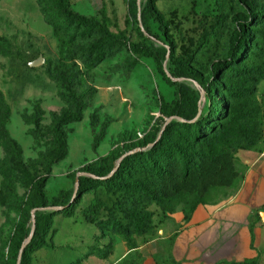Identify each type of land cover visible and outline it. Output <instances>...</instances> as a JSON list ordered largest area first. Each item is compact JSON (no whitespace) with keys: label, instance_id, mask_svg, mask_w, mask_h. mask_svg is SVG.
<instances>
[{"label":"rangeland","instance_id":"rangeland-1","mask_svg":"<svg viewBox=\"0 0 264 264\" xmlns=\"http://www.w3.org/2000/svg\"><path fill=\"white\" fill-rule=\"evenodd\" d=\"M147 1L69 0L75 13L100 22L126 45L108 53L96 67L85 68L75 51L86 46L91 37L76 34L62 21L56 26L48 23L37 0H0V125L20 147L23 165L45 175L53 150L54 118L68 110L61 96V75L75 78L85 102L81 120L63 128L67 156L51 168L45 186L49 204L62 193H70L73 177L100 158H109V176L120 155L155 146L158 140L149 145L146 142L154 135L158 138L163 128L176 120L169 114L177 104L189 114L196 113L191 122L207 115L211 99L201 87L202 81L186 75L178 58H187L190 51L194 57L190 66L202 79L208 78L211 63L229 58V40L236 26L233 17L238 14L247 18L245 31L253 48L233 65L237 72L232 68L220 71L214 87L218 101L225 98L230 105L236 100L247 101L251 108L248 127L251 134L262 135V148L259 141L254 147H247L249 143L242 140L236 143L232 148L239 178L231 188L211 191L205 205L217 206L230 199L250 164L264 151V0H155L170 22V35L176 44L171 52L158 25L141 15L142 28L151 34H144V41L158 52L161 67L154 58L130 51V46L142 41L136 32L139 25L134 15L137 19L138 11L135 14L134 7L139 2L142 13ZM46 3L50 4L49 0ZM40 58V66H31ZM7 151L0 129V192L4 176L10 172ZM8 190L5 203L0 202V264H14L6 255L15 224L25 221L27 227L32 226V210L26 211L24 206L27 190L18 183ZM143 211L151 215L155 233L133 235L137 248L132 251L110 228L86 223L79 212L72 218L55 215L46 246L32 254L31 264H177L170 255L169 234L177 216L183 215L181 207L169 214L145 202ZM42 213L46 212H37Z\"/></svg>","mask_w":264,"mask_h":264},{"label":"trees","instance_id":"trees-1","mask_svg":"<svg viewBox=\"0 0 264 264\" xmlns=\"http://www.w3.org/2000/svg\"><path fill=\"white\" fill-rule=\"evenodd\" d=\"M37 2L48 23L56 26V22L62 21L66 27L74 28L76 34L92 38L86 46L78 47L75 51L85 68L96 67L108 53L125 49L126 45L120 37L111 34L100 22L75 13L69 0H49L50 4L46 0ZM134 12L137 13V7H134ZM141 15L147 16L158 25L170 51L175 52L176 44L170 35V22L158 10L156 1L148 0ZM134 18L138 24L136 15ZM233 21L236 26L229 40V58L211 63L212 72L208 78L202 79L201 74L190 66L194 60L190 51L186 53L187 58H178L179 66L185 74L190 73L196 81H202L201 87L211 99L207 115L191 122L196 113L189 114L177 104L169 114L176 117V120L166 125L158 138L154 135L146 142L149 145L158 140L155 146L149 149L139 148L145 150L124 157L111 176H107L112 167L107 157L100 158L97 164L80 170L79 173L83 175L73 177L74 187L75 180L78 179L75 195L73 189L68 194L62 193L61 198L55 200L54 204H49L45 192L52 166L67 156L66 133L63 128L69 123L80 121L85 108L74 77L60 76L61 96L68 105V110L54 118L51 140L53 150L46 161L44 176L23 165L20 147L8 137L3 124L0 125L8 147L10 170L4 176L0 202L5 203L4 193H8V188L18 183L27 190L24 204L26 211L46 207L55 209L35 214L33 237L22 253L20 264H31L32 254L46 246L55 215L72 218L79 212L86 223L98 228H110L125 241L128 250L132 251L137 248L132 240L133 235L154 236L155 233L151 215L143 211V203L154 204L169 214L175 213L181 207L186 222L199 205L207 204L211 191L233 187L239 177L234 168L232 147L242 140L249 143L247 147H254L253 143L259 141L260 149L262 148V135L251 134L248 127L251 108L247 101L236 100L234 105H230L225 98L218 101L214 87L220 71L232 68V71L237 72L233 65L237 64L250 47L244 25L247 18L238 14L233 17ZM143 30L141 32L139 26L136 28L142 41L130 46V51L139 57H152L159 63L158 52L148 47L144 41L143 35L151 34L148 30ZM74 38L75 36L72 37ZM251 48L253 47L250 50ZM254 48L257 50L258 45ZM158 66L161 67V63ZM164 78L168 84L173 85L167 77ZM231 97L236 99L237 96L232 94ZM26 223L21 221L15 224L9 242L6 257L14 264L22 243L30 233L31 228Z\"/></svg>","mask_w":264,"mask_h":264},{"label":"crops","instance_id":"crops-1","mask_svg":"<svg viewBox=\"0 0 264 264\" xmlns=\"http://www.w3.org/2000/svg\"><path fill=\"white\" fill-rule=\"evenodd\" d=\"M262 211L264 151L230 199L217 206L199 205L186 222L177 216L169 234L170 255L177 264H264Z\"/></svg>","mask_w":264,"mask_h":264},{"label":"water","instance_id":"water-1","mask_svg":"<svg viewBox=\"0 0 264 264\" xmlns=\"http://www.w3.org/2000/svg\"><path fill=\"white\" fill-rule=\"evenodd\" d=\"M137 11H138V13H137L138 25H139V28H140L141 32H144V30L142 28V25H141V8H140L139 2H137ZM42 62H43V59L40 58L39 60L34 61L31 64V66H33V67L40 66L42 64ZM167 76L169 77V75H167ZM161 133H160V135H161ZM143 150H145V149L136 148L135 150L124 154L121 158L118 159V164L122 161V159L124 157H126V156H128V155H130L132 153H135V152H138V151H143ZM115 170H116V168L110 173L109 176H111L114 173ZM81 175H83V174L82 173H78L77 174V177H79ZM77 189H78V179L75 180L74 195L76 194ZM53 210H55V209L54 208H51V207H46V208L33 209L31 211L30 215H31L32 226H31L30 233H29L28 237L24 240V242L21 245V248L19 250V254H18V258H17L16 264H20V260H21L22 253L24 252L25 248L27 247V245L29 244V242L31 241V239L33 237V233H34V229H35V214L37 212H39V211H53Z\"/></svg>","mask_w":264,"mask_h":264}]
</instances>
